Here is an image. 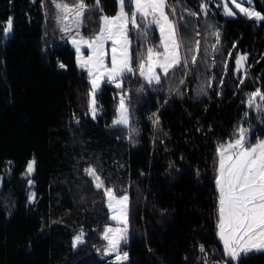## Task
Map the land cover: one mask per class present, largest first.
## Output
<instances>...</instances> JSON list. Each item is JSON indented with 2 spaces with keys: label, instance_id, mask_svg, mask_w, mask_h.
Segmentation results:
<instances>
[{
  "label": "trees",
  "instance_id": "1",
  "mask_svg": "<svg viewBox=\"0 0 264 264\" xmlns=\"http://www.w3.org/2000/svg\"><path fill=\"white\" fill-rule=\"evenodd\" d=\"M84 2L80 32L89 39L99 32L101 16L116 15L118 2ZM170 2L174 19L187 24L180 39L193 48L200 41L196 64L189 55L187 69L167 78L158 71L161 84H149L138 71L126 74L122 88L104 81L93 118L90 82L69 34L52 17V0H0V264H113L112 255L97 251L110 221L107 197L88 168L116 197H128V259L121 264H264V251L239 261L224 255L216 186L217 148L239 126L249 129V143L264 139V111L248 106L249 93L264 92V20L224 16L217 0ZM250 5L264 16V0ZM10 17L13 28L5 34ZM204 20L220 33L219 43L204 35ZM137 22L138 29L129 25V40L138 61L160 40L155 25ZM239 54L247 56L243 72L236 71ZM125 93L129 124L113 125ZM30 159L34 172L27 179ZM79 232L83 243L73 248Z\"/></svg>",
  "mask_w": 264,
  "mask_h": 264
},
{
  "label": "snow or ice",
  "instance_id": "2",
  "mask_svg": "<svg viewBox=\"0 0 264 264\" xmlns=\"http://www.w3.org/2000/svg\"><path fill=\"white\" fill-rule=\"evenodd\" d=\"M117 2L119 10L116 15L101 16L99 32L93 37L85 39L78 30L86 16L87 5L84 0H79L72 7H69L64 0H52L60 31L66 35L71 31L69 24L65 23L69 16L77 28L75 35L70 39L78 54V66L87 67L88 70L91 83L89 107L93 118L96 114V93L100 89L101 82L114 83L116 88H122L121 81L126 74H134L138 71L139 75L149 84L153 82L161 84V75L157 73V69L167 78L170 72L174 73L180 68L187 69L189 55L191 63L196 64L197 57L194 53L200 50L199 40L195 41V48H193L180 39L187 24L182 27L178 20L174 19L177 13L170 0H117ZM245 2L250 4L251 0H245ZM98 5L99 0H97ZM129 6L134 10L126 11V7ZM236 8L249 19L264 20V16L259 12L241 7L239 3L236 4ZM187 11L190 16L197 15L196 12ZM200 11L206 13V3L200 4ZM224 14L231 17L235 13L227 5H224ZM137 17L149 25H155L160 32L159 46L148 47L146 54L141 53L138 61L130 52L129 40V25L134 29L141 27L137 23ZM183 19L184 17L181 16L180 20ZM12 28L13 19L10 17L7 27L3 31L7 34L12 31ZM212 35L219 43L220 33L217 31ZM144 36L147 37V32L144 33ZM106 41H111L112 44L110 68H105L103 60ZM81 45H86L92 50V55L88 56L86 60L79 55ZM158 48H162L163 51H159ZM246 60V55L239 56L236 59V70L242 69L243 62ZM59 67L64 68L65 65L60 64ZM180 83H184V81L181 80ZM240 83L243 84L244 81L241 80ZM209 86L211 85L209 84ZM200 91H203V88ZM126 95L125 93L120 96L117 116L113 120L114 125H127L129 122L128 108L125 104ZM257 98L264 101V92L261 89H256L248 94V106L264 111V104H257ZM155 122L158 123V119ZM248 132L249 129L239 127L234 140L227 145L221 144L217 148L219 154V168L216 176L219 193L217 234L223 243L224 255L233 261H239L242 254L251 251H264V139H257L254 143H249ZM34 165V160L27 163L26 171L29 175L34 171ZM85 171L93 177L96 188L103 189L108 200V207L113 211L111 219L115 220L118 225H122V227L106 226L102 233V239L107 242L104 254L115 253L113 264H121L122 261L128 259L127 252L122 254L120 252L121 244L127 241L128 236V197L124 195L117 198L112 188L104 187L103 181L100 176L95 174L94 169L88 168ZM31 199L33 197H30V201ZM82 237V232L74 237L73 248L77 247L79 243H83ZM200 251H204L203 246Z\"/></svg>",
  "mask_w": 264,
  "mask_h": 264
},
{
  "label": "rangeland",
  "instance_id": "3",
  "mask_svg": "<svg viewBox=\"0 0 264 264\" xmlns=\"http://www.w3.org/2000/svg\"><path fill=\"white\" fill-rule=\"evenodd\" d=\"M65 2V1H64ZM67 3V2H66ZM204 3H206V2H204ZM217 4H219L223 9H222V14L224 15V16H226L225 14H224V5H227L228 6V8L229 9H231V10H233L234 11V13L236 14L237 12L238 13H240V11H239V9L238 8H236V4L237 3H239L240 5H241V7H246V8H250V9H252V10H254V11H256L253 7H251V5L249 4V3H246L245 2V0H217V2H216ZM69 5V4H68ZM206 5H207V3H206ZM51 8H52V11H53V13H52V17H54L55 18V22H56V9L54 8V6H53V4H51ZM73 5H69V7H72ZM174 6V5H173ZM134 10V9H133ZM256 12H258V11H256ZM260 13V12H259ZM202 15H206V13H201ZM234 14V15H235ZM241 14H243V13H241ZM261 14V13H260ZM233 15V16H234ZM227 17H229V16H227ZM232 17V16H231ZM255 19V18H254ZM65 23H67V24H69V26H70V28H71V31L68 33L69 34V40H70V37L71 36H74L75 35V33H76V31H77V28H76V26H75V24H73L72 23V19H71V16H69V18H68V20H66L65 21ZM138 23V22H137ZM205 23V24H204ZM56 24H57V22H56ZM139 24V23H138ZM202 24H203V26L205 25L206 26V29H207V32L205 31V36H207V33H208V36L210 37V38H212V33L213 32H215L214 31V28H213V23H211V22H208L207 20H204V22H202ZM58 25V24H57ZM209 26H211V27H209ZM157 29H158V32H159V28L157 27ZM79 31L81 30V25H80V27H79V29H78ZM81 33V32H80ZM7 34H9V33H7ZM84 38H86V37H84ZM159 40H160V32H159ZM193 46L195 47V42H194V44H193ZM150 47V46H149ZM111 49H112V44H111V41H106L105 43H104V57H103V60H104V66H105V68H110L111 67V63H112V61H111V56H112V51H111ZM87 50V47H83L82 48V50L80 51V53H79V55L84 59V60H86L87 59V57L88 56H90V55H92V50L91 49H89L88 48V50ZM163 51V49L161 48V52ZM75 53H76V63H77V52L75 51ZM196 53V52H195ZM194 53V54H195ZM146 54V53H145ZM184 53L182 52V55H183ZM196 55V54H195ZM241 55H246V54H239L238 55V57L239 56H241ZM237 57V58H238ZM77 66H78V63H77ZM78 68L79 69H81V70H84L85 72H86V74H87V77H88V70H87V67H80V66H78ZM244 69H245V61L243 62V68L242 69H240V70H236V71H241V72H243L244 71ZM158 71H159V69H157V73H158ZM88 80H89V77H88ZM104 82V81H103ZM103 82H101V84L103 83ZM114 86H115V84L114 83H112ZM101 87V86H100ZM90 90H91V83H90V89H89V91H88V94H87V101H88V105H89V103H90V100H91V97L89 96V92H90ZM98 92V91H97ZM121 95H123V94H119V96H118V107H119V102H120V96ZM256 103L257 104H259V102H258V100L256 101ZM95 107H96V104H95ZM127 107V106H126ZM254 109V108H253ZM256 110V109H255ZM96 112H97V108H96ZM89 114L93 117V115H92V112L90 111V107H89ZM128 115H129V112H128ZM116 116H117V113H116V115H115V117H114V119L116 118ZM113 119V120H114ZM129 121H130V115H129ZM112 124H113V122H112ZM128 124H129V122H128ZM127 124V125H128ZM114 125V124H113ZM115 125H123V124H115ZM239 127H244V126H239ZM245 128V127H244ZM247 129V128H246ZM236 135H237V133H236ZM236 135H235V137L233 138V139H231V140H229V141H227L226 143H224V145H227L229 142H231L232 140H234L235 138H236ZM247 136H248V134H247ZM34 159H30L29 161H33ZM28 161V162H29ZM27 167V166H26ZM218 168H219V154H218V165H217V174H218ZM93 169V168H92ZM34 172V171H33ZM32 172V173H33ZM31 173V174H32ZM31 174L29 175L28 173H27V171H26V169H25V172H24V176L28 179V177H30L31 176ZM95 174H96V172H95ZM97 175V174H96ZM29 181H31V183H29ZM0 183H1V174H0ZM28 186H29V197H33L34 196V191H33V189H32V185H33V181L30 179V180H28ZM123 195H125V194H123ZM123 195H121V196H123ZM121 196H117V198H119V197H121ZM32 200V199H31ZM106 207H107V210H108V220L110 221V223L109 224H106V225H104L103 227H102V230H101V233H100V236L102 237V233H103V229L106 227V226H110V227H122V225H118L117 224V222L115 221V220H112L111 219V216L113 215V211L112 210H110L109 209V207H108V200H106ZM127 213H128V207H127ZM117 215H119V213H117ZM80 234V232L77 234V235H79ZM76 235V236H77ZM218 235V234H217ZM219 237V236H218ZM127 240H128V238H127ZM222 242V241H221ZM106 244H107V242L105 241L104 242V244H102L101 246H99V247H97V251H98V253L100 254V255H102V256H104L105 254H104V248H105V246H106ZM223 244V243H222ZM125 248V242H122V244H121V248H120V252H121V254L123 253V252H125L124 249ZM109 255H112L113 256V259H115V253H112V254H109ZM221 264H225V262H222Z\"/></svg>",
  "mask_w": 264,
  "mask_h": 264
},
{
  "label": "crops",
  "instance_id": "4",
  "mask_svg": "<svg viewBox=\"0 0 264 264\" xmlns=\"http://www.w3.org/2000/svg\"><path fill=\"white\" fill-rule=\"evenodd\" d=\"M223 9V8H222ZM118 10H119V5H118ZM118 12V11H117ZM115 16V15H114ZM85 39H88V38H85ZM69 42H70V44H71V46H72V48L76 51V49H75V47L73 46V44L71 43V39L69 40ZM83 47H87L86 45H81V50H82V48ZM87 50H88V47H87ZM86 50V51H87ZM124 196V195H123ZM117 227V226H116Z\"/></svg>",
  "mask_w": 264,
  "mask_h": 264
},
{
  "label": "built area",
  "instance_id": "5",
  "mask_svg": "<svg viewBox=\"0 0 264 264\" xmlns=\"http://www.w3.org/2000/svg\"><path fill=\"white\" fill-rule=\"evenodd\" d=\"M127 244H128V240L125 242V246H127Z\"/></svg>",
  "mask_w": 264,
  "mask_h": 264
}]
</instances>
